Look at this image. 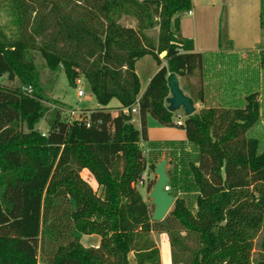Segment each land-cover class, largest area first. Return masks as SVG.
<instances>
[{"label": "trees", "instance_id": "trees-1", "mask_svg": "<svg viewBox=\"0 0 264 264\" xmlns=\"http://www.w3.org/2000/svg\"><path fill=\"white\" fill-rule=\"evenodd\" d=\"M7 3L21 36L13 40L0 29V79H18L24 88L0 84V192L9 203L0 200V264H131L132 254L135 264H161L154 231L169 237L173 264L178 256L185 257L184 264H253L254 242L264 229V151L259 139L248 135L260 122L261 103L253 90L264 53L259 66L243 69L235 56L196 54L192 40L179 39L181 15L193 10V0ZM33 14L32 36L26 38L22 31L30 28L26 21ZM126 15L137 20L138 30L120 23ZM156 28L157 42L145 33ZM46 34L49 41L42 40L39 51L50 71L63 69L71 87L84 78L100 108L74 122L58 110L44 136L36 126L50 112L49 99L30 53L38 49L34 36ZM147 56L160 71L142 94L136 64ZM172 73L180 80L197 73L230 77L233 91L248 93L247 104L205 109L184 121L180 129L191 152L182 148L169 172L173 209L165 221L153 222L138 185L159 163L151 164L142 145L148 142V114L163 127H177L166 105ZM28 86L33 95L25 91ZM184 90L192 102L204 100L203 88L187 83ZM113 100L122 106L118 115L109 109ZM136 104L141 129L132 123L133 114L123 112ZM84 169L100 192L81 177ZM185 187L195 198L191 206L177 196ZM83 235H99L98 249L85 248ZM258 264H264V254Z\"/></svg>", "mask_w": 264, "mask_h": 264}, {"label": "crops", "instance_id": "crops-1", "mask_svg": "<svg viewBox=\"0 0 264 264\" xmlns=\"http://www.w3.org/2000/svg\"><path fill=\"white\" fill-rule=\"evenodd\" d=\"M181 26L179 39L192 40L194 42V51L196 54H203L206 58H212L216 54H226L228 56H235L239 59L240 68H248L246 61L247 57H250L252 52L258 54L259 50H264V27L263 22V0H193V10L190 13H184L181 15ZM223 34V51L220 50V38ZM149 57V56H147ZM145 57V58H147ZM145 60V59H143ZM142 60L136 64V71L141 80V75L138 70ZM253 63V64H252ZM259 62H251V65L256 67ZM166 62L163 61V66H166ZM153 71L148 76L145 86L141 82L142 94L147 90V86L151 80L159 73L160 68L158 65L153 64ZM261 80L253 90L258 94V101L261 103L260 121L264 124V69L261 71ZM208 76L213 77L212 74L205 75L204 86H201L204 90V100H193L196 106V113L205 109H218L221 107L231 108H245L246 97L248 93L242 88L236 89L232 92H226L223 89L218 96H214L210 92ZM180 80V79H179ZM217 80V79H216ZM180 80V86L181 84ZM183 87V86H181ZM184 89V87H183ZM186 94L192 98L190 92L185 91ZM113 101L109 105V109L114 115H118L122 110L118 102V106H112ZM100 107L97 104L98 110ZM118 112V114H117ZM135 125L138 129H141L140 115L135 116ZM147 124V143L144 147H149L151 153H149V159L153 161L159 159L158 163L168 161L167 172H173L175 166L181 159V153L185 150L191 152L189 141L187 140L186 131L180 128L163 127L158 123L150 114L146 118ZM252 132V131H251ZM249 133L251 137L252 133ZM185 148V150H182ZM173 158L175 165L171 164ZM172 168V170H171ZM150 170H148V175ZM81 177L94 189V191L100 192L99 184L87 169L81 172ZM142 194V192L140 191ZM143 195V194H142ZM144 196V195H143ZM264 227V226H263ZM162 246L158 242V246L161 249V264H173L172 248L170 244H166V234H161ZM81 243L85 248L98 249L101 244V237L99 235H83L81 237ZM131 264L134 262V254L130 256Z\"/></svg>", "mask_w": 264, "mask_h": 264}, {"label": "rangeland", "instance_id": "rangeland-1", "mask_svg": "<svg viewBox=\"0 0 264 264\" xmlns=\"http://www.w3.org/2000/svg\"><path fill=\"white\" fill-rule=\"evenodd\" d=\"M8 0H0V29L2 30V32L6 33L8 35V37L10 39H18L21 36V26H19L17 24V21H15V15L13 14V12L11 11L10 7L8 6ZM263 14H264V0H263ZM30 19H27L26 23H31L30 24V28L25 29L24 31H22L24 37L26 38H30V36H32V32L31 29L33 30V18H35V15L33 14L32 16L29 17ZM264 19V16H263ZM120 23L124 26V27H130L133 29L138 30V22L137 20L132 17V16H124L122 17V20L120 21ZM145 33L151 37H153L156 42L159 39V29H153V30H147L145 31ZM48 36V34H46L45 36L42 37H37L34 36L35 38V44L36 47L38 49L31 51L30 55L32 56V61L36 64L37 67V73L40 77V84H41V88L43 91V94L49 99V102H45L46 106L50 109L49 114H47L42 120L41 122L36 126V130H38L40 133H42L44 136H46L51 128V124H52V120L53 117L55 115L56 112H58V110L62 111V116L64 118V120H66L67 122H74L76 120V118L78 117H89L90 116V112H94L97 108V100L94 96V94H92V91L90 90L89 84L88 82L84 79H82V87L85 90L86 96L84 98H79L78 97V88L77 87H71L69 85L68 79L66 77V74L63 73V69H61V71H59V73H52L50 71V69L48 68L45 58L43 55H41V52L39 51V47H41L42 44V40H44V43H48L49 38L50 37H46ZM33 38V37H32ZM31 44H33L34 46V39L31 41ZM262 53H264V50H259L258 54H254V52H252V54L250 55V57H247V59L244 61L247 62V64H249V67H252L251 62L254 61V63H258L259 62V58L262 55ZM164 58V53L161 56V60H163ZM155 64L157 65L156 61L151 57H147L145 58V60H142L138 70L140 72L141 75V80L143 83V86H145L146 82H147V78L148 76H150V74L152 73V65ZM253 64V63H252ZM220 66V65H218ZM259 66V64H258ZM209 79H206V81L209 82V87H210V92L212 95L214 96H218V94L220 93V91L223 89V87H227L226 91L228 92H232V86L229 83V79L230 77H225V78H221V79H213V77L211 78V76H208ZM181 86L185 87L188 84H190L192 87L195 88V90H199L201 86H204L205 83V76H203V74L201 73H197L195 76L193 77H189V78H182L181 79ZM0 84L2 86H7V87H11V88H24V84L21 83L20 80H15V81H11L9 79L8 76H4V78L0 79ZM264 85V82L263 84ZM225 89V88H224ZM263 104H264V95H263ZM113 107L118 106V101L117 100H113L112 103ZM76 111L75 115H72V111ZM120 113V112H119ZM184 115L185 120L187 119V116L185 114V112H181ZM118 114V112H117ZM178 113L174 114V121H176V116ZM135 119V118H134ZM260 120V119H259ZM135 122V121H134ZM134 122H132L133 124H135ZM15 127H17L20 130H24L25 132H29V128L26 126V124H22V123H16L14 124ZM179 128V127H177ZM252 135L251 137H255L257 139H259L260 141V147L259 150L260 152L264 151V124H261V121L254 127V129L252 130ZM145 151L148 152V150L150 149L149 147H144L143 148ZM149 155V154H148ZM167 158L171 159V164L174 166L175 163L173 158H171V156H166ZM148 158V157H147ZM159 159L156 160H152L150 159L151 164L158 162ZM163 162V160H162ZM149 173L150 175L148 177L149 180L145 181V183L143 185L139 184L138 185V189L139 191L142 192V194L144 195V200L146 201V203L149 205L152 214H154V210L155 207L152 204V199L150 198V192L153 189V187L155 186V184L158 181V176L155 174L154 171L151 170V168H149ZM172 170V168H171ZM152 185V188H148V186ZM3 192L4 190H2L0 192V200L6 205L9 206V203L6 202L5 199H3ZM178 198L181 199H186V202L188 203L189 206L193 205L194 203V195L189 194V192L187 191L186 187L183 190H180L179 193H177ZM174 206V205H173ZM173 209V207L170 209V211ZM169 211V212H170ZM162 233H159L157 231H154L152 233V238L153 240L156 242L157 246H158V242L159 244L162 246V238L160 237ZM167 241L166 244H170L169 241V237L166 238ZM159 248V246H158ZM172 248V247H171ZM161 250V249H160ZM264 254V229L262 231V233L258 236L257 240L254 242V250L252 252V257H251V262L253 264H258V260L260 259V256ZM184 258L183 256H178L177 261L178 264H184Z\"/></svg>", "mask_w": 264, "mask_h": 264}, {"label": "water", "instance_id": "water-1", "mask_svg": "<svg viewBox=\"0 0 264 264\" xmlns=\"http://www.w3.org/2000/svg\"><path fill=\"white\" fill-rule=\"evenodd\" d=\"M166 56L167 52L164 53V57ZM167 87L170 89V95L166 99V105L171 113L175 114L183 110L187 118L196 114V106L193 104L192 99L186 94L183 87L180 86V80L176 74H169L167 78ZM167 164V160L159 163L155 171V174L159 178L150 192V198L155 207L152 217L153 222L165 221L170 213V209L175 204L174 196L169 192L164 191L165 187L171 180L167 172Z\"/></svg>", "mask_w": 264, "mask_h": 264}, {"label": "built area", "instance_id": "built-area-1", "mask_svg": "<svg viewBox=\"0 0 264 264\" xmlns=\"http://www.w3.org/2000/svg\"><path fill=\"white\" fill-rule=\"evenodd\" d=\"M76 87L78 88V97L79 98H84L86 96V93H85V90L83 89L82 87V79H79L77 80V83H76ZM27 92L28 95H33L34 94V91H33V87L32 86H28L25 90ZM77 112V110L75 111H72V115H75ZM123 112L127 115L129 114H133L134 115V118L136 115H139L140 114V107L138 106V104L134 105L132 108H129V109H125L123 110ZM182 111L180 112H177V116H176V121H174L175 125L179 128L183 127V125L185 124V118H184V113L182 114L181 113ZM184 112V111H183ZM85 117L81 118V117H78L76 118V120H82L84 119ZM89 118V117H88ZM75 120V121H76ZM135 119L132 120V122H134ZM90 127V126H89ZM144 148V144L142 145V149ZM143 152H144V155L145 157L147 158L148 157V154L151 153V150L149 149L148 152L145 151L143 149ZM148 170L142 175V181L139 183L141 185H143L145 183V181H148L150 177H148ZM171 190V187L169 186V183L167 184V186L165 187L164 191L165 192H170Z\"/></svg>", "mask_w": 264, "mask_h": 264}]
</instances>
